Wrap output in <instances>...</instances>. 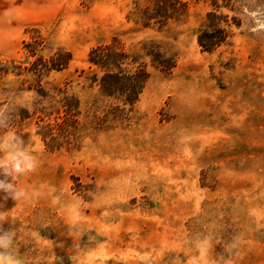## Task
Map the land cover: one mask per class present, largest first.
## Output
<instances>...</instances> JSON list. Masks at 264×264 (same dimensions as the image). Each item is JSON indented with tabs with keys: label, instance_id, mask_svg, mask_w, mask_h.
<instances>
[{
	"label": "rangeland",
	"instance_id": "rangeland-1",
	"mask_svg": "<svg viewBox=\"0 0 264 264\" xmlns=\"http://www.w3.org/2000/svg\"><path fill=\"white\" fill-rule=\"evenodd\" d=\"M245 8L264 0H0V143L36 163L0 169L22 264H264V31Z\"/></svg>",
	"mask_w": 264,
	"mask_h": 264
},
{
	"label": "clouds",
	"instance_id": "clouds-1",
	"mask_svg": "<svg viewBox=\"0 0 264 264\" xmlns=\"http://www.w3.org/2000/svg\"><path fill=\"white\" fill-rule=\"evenodd\" d=\"M244 12L255 24V27L252 29L253 31H264V11L245 8ZM19 143H22V141H19V138L15 136L10 137L6 143H0V150L5 147L11 149L6 152L4 156L0 157V169H3L5 172L12 170L18 174H26L35 170L36 163L34 157L24 150H21L18 146ZM0 187L10 189L12 185H5L3 182H0ZM3 219V214H0V220ZM13 235L14 233L12 232H6L3 236H0V249H3V251H0V264H22V262L9 251L12 247ZM200 253L202 257H206L207 249L201 247Z\"/></svg>",
	"mask_w": 264,
	"mask_h": 264
},
{
	"label": "trees",
	"instance_id": "trees-1",
	"mask_svg": "<svg viewBox=\"0 0 264 264\" xmlns=\"http://www.w3.org/2000/svg\"><path fill=\"white\" fill-rule=\"evenodd\" d=\"M223 31H221L222 33ZM225 42V40L223 41V38L219 39V38H216V37H210L209 39L207 40H204L201 36V38L199 39V43L200 45L204 48V50L206 51H214L216 50L217 48L221 47V45H223ZM99 52L98 51H95L94 54L97 55ZM90 63L93 64L94 66L96 67H103V65L97 61V59H93L91 57L90 59Z\"/></svg>",
	"mask_w": 264,
	"mask_h": 264
}]
</instances>
